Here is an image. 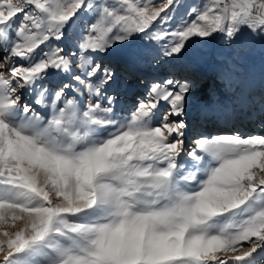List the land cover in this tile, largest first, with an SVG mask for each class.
I'll return each instance as SVG.
<instances>
[{"label": "snow or ice", "instance_id": "1", "mask_svg": "<svg viewBox=\"0 0 264 264\" xmlns=\"http://www.w3.org/2000/svg\"><path fill=\"white\" fill-rule=\"evenodd\" d=\"M155 3L0 0V264H253L264 251V135L189 144L195 86L175 77L120 116L97 59L120 46L134 66L140 38L169 62L217 35L264 41V0H206L172 28L177 0ZM84 15L77 58L60 43Z\"/></svg>", "mask_w": 264, "mask_h": 264}, {"label": "rangeland", "instance_id": "2", "mask_svg": "<svg viewBox=\"0 0 264 264\" xmlns=\"http://www.w3.org/2000/svg\"><path fill=\"white\" fill-rule=\"evenodd\" d=\"M205 2L177 0V7L169 13L172 19L163 27L176 26L182 18H188L186 13L190 7H199ZM155 6H159V0H156ZM90 18V15H84L75 29L69 30L68 39L60 43L67 52L77 51L74 47L76 35ZM131 47H137L145 53L134 66L129 65L127 48L120 46L107 55L97 57L110 64L115 72L116 80L108 94L117 96L115 110L118 115H127L138 102L135 98L146 95L152 82L175 77L181 81H191L195 86L188 97L189 144L201 133L238 131L242 135H256L264 124V41L258 36L241 46L238 43L229 45L217 35L215 39L209 38L207 43L197 44L195 49H190L185 59L170 62L159 55V46L146 38L134 40ZM31 99V92H25L24 101L31 102ZM201 108L211 118L201 119ZM243 114L249 119V125L237 127L233 121L240 120ZM253 264H264V251H258Z\"/></svg>", "mask_w": 264, "mask_h": 264}, {"label": "bare ground", "instance_id": "3", "mask_svg": "<svg viewBox=\"0 0 264 264\" xmlns=\"http://www.w3.org/2000/svg\"><path fill=\"white\" fill-rule=\"evenodd\" d=\"M141 98L139 97H136L135 98V101H139ZM244 116L240 118V120H235L233 121L234 123H236L237 127H241L242 125L244 126H248L249 125V119L248 118H245V114H243ZM260 118V117H259ZM263 122H264V117H263ZM219 124V123H218ZM236 130V129H235ZM234 130V131H235ZM220 132H223V131H220ZM226 132V131H224ZM238 132V131H237ZM264 132V124L257 130V132L255 133L256 135H262Z\"/></svg>", "mask_w": 264, "mask_h": 264}]
</instances>
